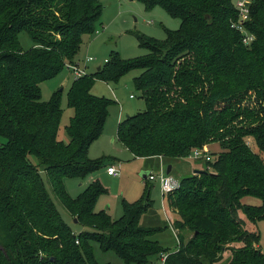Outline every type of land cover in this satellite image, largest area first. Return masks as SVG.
<instances>
[{
    "label": "trees",
    "instance_id": "1",
    "mask_svg": "<svg viewBox=\"0 0 264 264\" xmlns=\"http://www.w3.org/2000/svg\"><path fill=\"white\" fill-rule=\"evenodd\" d=\"M139 1L182 20L181 28L165 29V40L138 34L149 55L125 61L113 52L100 71L76 78L68 91L74 115L65 141L59 136L63 90L43 101L42 84L77 64L83 37L96 32L104 5L0 0V264H98L93 243L127 264H147L152 255L167 256L163 264H218L226 252V264H264L262 237L246 225L264 222V0L249 4V45L232 28L239 20L234 0ZM22 32L34 45L27 51ZM134 70L142 71L134 83L146 109L117 128L119 143L134 158L184 159L216 143L222 148L201 175L185 177L168 196L178 215L179 247L171 253L151 240L158 229L139 224L151 207L148 185L141 200L123 201L119 220L96 209L108 194L99 180L78 198L65 187L66 179L107 165L106 157H89L114 104L93 94L95 81L118 82ZM53 195L86 230L69 226ZM249 197L261 204L247 205Z\"/></svg>",
    "mask_w": 264,
    "mask_h": 264
},
{
    "label": "rangeland",
    "instance_id": "2",
    "mask_svg": "<svg viewBox=\"0 0 264 264\" xmlns=\"http://www.w3.org/2000/svg\"><path fill=\"white\" fill-rule=\"evenodd\" d=\"M104 5L101 22L97 26L94 35H85L81 51L77 56V64L87 71L88 74H95L96 71L105 66L111 60L113 52H119L122 60L130 61L136 58L147 56L150 52L141 48L138 42V34H144L157 40H165V29L178 31L181 28L182 20L170 16L163 8L155 7L147 10L146 6L139 0H99ZM244 0H234V4ZM252 1V0H249ZM21 47L27 51L34 47L30 36L22 32L20 35ZM88 59H91L88 62ZM142 71L134 70L123 77L118 82H106L96 80L93 94L98 97H106L114 102L109 107V117L105 124V130L98 142L92 144L89 152L91 159L97 160L106 157L107 165L102 170L85 178H68L65 180V187L72 198L84 195L90 183L99 180L108 194L101 196L96 209L107 211L113 220L122 218L124 209L123 201L130 204L141 200L145 195L148 185L151 200V207L148 212L142 215L139 224L147 229H158L151 237L152 241H157L165 252L176 251L179 247V239L174 227V221L178 219L177 213L169 210L167 196L163 197L159 182H148L144 179L142 172H159L160 167L167 171L169 165H173L170 175L181 181L193 172L192 167L197 170L206 169V160H191L186 157L184 160L165 159L158 157L136 159L128 149L119 143L117 138L119 122L127 117L134 116L146 109L145 100L141 92L137 91L134 78ZM76 76L74 71L66 68L60 75L42 84L43 101L51 100L56 91L63 90L62 110L63 117L60 124V139L67 141L66 127L74 115L73 109L69 108L68 91L71 88ZM134 97V99L131 98ZM0 142H5L0 138ZM250 146L256 153L258 148L252 138H248ZM213 155L222 151L221 145L216 143L207 147ZM264 158V154H261ZM114 163L119 169L120 176H109L106 172L107 166ZM200 168V169H199ZM194 175V174H192ZM147 182V183H146ZM53 199L60 210L64 220L75 229L76 232L86 230L81 226L73 224V219L67 210L64 209L58 198L53 195ZM247 205H260L257 198L249 197L244 201ZM240 219H245L243 214ZM174 220V221H173ZM249 230L259 232L261 235L260 246L264 253V222L253 224L247 222ZM193 235L186 232L185 239L189 240ZM94 257L98 264H127L113 251L103 252L98 243H93ZM235 246H240L235 244ZM225 260L218 264H226L230 260V254L224 253ZM162 255H152L147 264H163Z\"/></svg>",
    "mask_w": 264,
    "mask_h": 264
},
{
    "label": "built area",
    "instance_id": "3",
    "mask_svg": "<svg viewBox=\"0 0 264 264\" xmlns=\"http://www.w3.org/2000/svg\"><path fill=\"white\" fill-rule=\"evenodd\" d=\"M251 1L244 0L240 1L239 3L235 4V7L239 14V20L236 23L232 24V28L238 30L244 35L243 43L249 45L253 40L254 36L249 34L247 30H245V23L250 19L249 14V4ZM91 59H88L90 62ZM69 69L74 71L76 78L84 77L88 73L85 69H83L79 64L70 65ZM132 99L134 97L131 96ZM191 160H200L205 159L206 162L211 161V153L207 149V147L201 148L200 150H194L193 153L189 156ZM106 172L109 176L119 177L120 171L115 165H111L107 167ZM149 182L158 181L160 183V190L163 194V197H168L169 194L175 192L180 186V181H178L174 176L168 175L167 171L161 167L159 172H149L148 179ZM78 244L79 242L76 241ZM167 256H163V261L166 260Z\"/></svg>",
    "mask_w": 264,
    "mask_h": 264
},
{
    "label": "crops",
    "instance_id": "4",
    "mask_svg": "<svg viewBox=\"0 0 264 264\" xmlns=\"http://www.w3.org/2000/svg\"><path fill=\"white\" fill-rule=\"evenodd\" d=\"M119 123H120V122H119ZM98 141H99V140H98ZM98 141H97V142H98ZM95 143H96V142H95ZM212 146H213V145H212ZM210 147H211V146H210ZM158 158H159L160 160H165L163 157H158ZM136 159L145 160V158H137V157L135 158V160H136ZM184 159H185V158H184ZM184 159H175V160H184ZM194 161H196V160H194ZM111 165H114V163L112 162V164H110L109 166H111ZM109 166H108V167H109ZM171 166H172V170H171V172H172L174 167H173V165H171ZM162 167H163V166H162ZM160 168H161V167H160ZM106 169H107V168H106ZM199 169H200V168H199ZM192 170H193L192 174H194V172L197 171V169H195V167H194V168L192 167ZM199 171H201V170H199ZM149 172H151V171H149ZM144 173H146V172H142V174H144ZM192 174H191V175H192ZM191 175H190V176H191ZM145 180H146V179H145ZM146 181H148V180H146ZM148 182H149V181H148ZM154 182H157V180L154 181ZM146 183H147V182H146ZM159 186H160V183H159ZM167 200H168V197H167ZM167 202H168V208H169V210L173 211V208L170 207L169 200H168ZM100 211H101V210H100ZM173 212H174V211H173ZM173 221H174V220H173ZM186 232H187V231H186ZM188 233H189V232H188ZM184 237H186V233H184Z\"/></svg>",
    "mask_w": 264,
    "mask_h": 264
},
{
    "label": "water",
    "instance_id": "5",
    "mask_svg": "<svg viewBox=\"0 0 264 264\" xmlns=\"http://www.w3.org/2000/svg\"><path fill=\"white\" fill-rule=\"evenodd\" d=\"M99 71H100V69H99ZM171 170H172V166L169 165L168 169H167V174L168 175L171 173ZM202 172H203V170H201V171L197 170V171L194 172V175H201ZM148 174H149V172L143 174L144 179H146V180L148 179ZM76 222H77V219H75V223Z\"/></svg>",
    "mask_w": 264,
    "mask_h": 264
}]
</instances>
